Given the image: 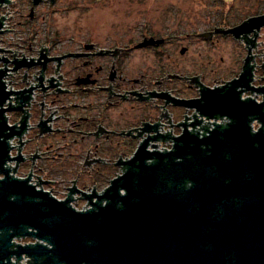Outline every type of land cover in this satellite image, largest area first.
<instances>
[{
    "label": "flooded vegetation",
    "instance_id": "af4514ba",
    "mask_svg": "<svg viewBox=\"0 0 264 264\" xmlns=\"http://www.w3.org/2000/svg\"><path fill=\"white\" fill-rule=\"evenodd\" d=\"M26 1L25 13L17 0L0 2V89L7 93L0 108L6 132H13L6 138L3 167L10 177L28 178V184L57 200L69 199L77 211L106 204L111 181L140 147L166 152L185 131L201 138L230 122L227 116L208 119L188 103L199 99L204 87L221 88L237 79L248 56L251 77L248 88H237L239 97L264 102L261 28L248 34L252 45L243 35L216 31L236 24L179 31L184 44L176 48L181 60H175L171 28L164 33L144 28L138 39L125 40L119 18L108 13L73 18L79 27L66 28L36 14L39 6L58 0ZM204 32L208 39L200 35ZM222 39L238 44L240 54L220 55L205 69L202 51H192L191 43L215 45ZM141 52L149 54L141 58ZM248 126L253 133L262 123L250 116Z\"/></svg>",
    "mask_w": 264,
    "mask_h": 264
},
{
    "label": "water",
    "instance_id": "95a60500",
    "mask_svg": "<svg viewBox=\"0 0 264 264\" xmlns=\"http://www.w3.org/2000/svg\"><path fill=\"white\" fill-rule=\"evenodd\" d=\"M263 26L260 14L216 31L252 45L248 34ZM251 58L237 79L204 87L188 103L208 119L230 122L201 138L185 131L166 152L140 147L111 181L106 204L85 211L8 175L13 132L0 108V264L25 256L28 264H264V102L241 100L237 89L248 88ZM6 96L0 89V105ZM250 116L262 123L253 133Z\"/></svg>",
    "mask_w": 264,
    "mask_h": 264
},
{
    "label": "rangeland",
    "instance_id": "374dc122",
    "mask_svg": "<svg viewBox=\"0 0 264 264\" xmlns=\"http://www.w3.org/2000/svg\"><path fill=\"white\" fill-rule=\"evenodd\" d=\"M17 3L23 13L28 10L29 2L26 0H17ZM102 12L119 18L115 20L120 21L118 28L124 30L125 40L129 37L138 39L140 30L144 28L161 33L171 28L173 45H176L171 57L181 60L177 51L184 44L181 33L202 32L214 25H237L251 15L264 12V0H58L54 5H41L36 9V14L44 13L53 22H59L61 27L65 24L63 27L66 28L79 27L72 23L73 18H86ZM259 39L264 50V26L259 31ZM217 44L213 45L207 40L191 43L192 51H202L205 69L208 64L218 60L220 55L232 59L233 50L236 54L241 52L238 44L233 45L231 40L222 39ZM148 54L141 52L140 57L145 58ZM187 57L192 62L191 55Z\"/></svg>",
    "mask_w": 264,
    "mask_h": 264
},
{
    "label": "built area",
    "instance_id": "2783aa9c",
    "mask_svg": "<svg viewBox=\"0 0 264 264\" xmlns=\"http://www.w3.org/2000/svg\"><path fill=\"white\" fill-rule=\"evenodd\" d=\"M24 238L25 237H19V238L14 237L12 241L15 242V243H20V244H25V243H30V242H34L35 241L34 239H32L30 237H27L28 240L27 239L26 240H23ZM24 256L25 255H22V257H24ZM11 260L12 261H15L14 258H12ZM26 260H29V258L27 256H25L24 258H21L19 260V263L18 264H28V263H26Z\"/></svg>",
    "mask_w": 264,
    "mask_h": 264
}]
</instances>
